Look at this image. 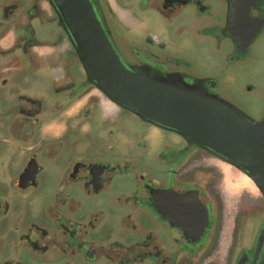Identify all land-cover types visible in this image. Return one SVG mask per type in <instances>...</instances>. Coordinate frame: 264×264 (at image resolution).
Masks as SVG:
<instances>
[{"label": "flooded vegetation", "instance_id": "flooded-vegetation-1", "mask_svg": "<svg viewBox=\"0 0 264 264\" xmlns=\"http://www.w3.org/2000/svg\"><path fill=\"white\" fill-rule=\"evenodd\" d=\"M90 1L125 66L233 106L219 90L224 68L264 50V0ZM145 18L172 34L141 39ZM182 37L224 53L220 70L170 52ZM126 118L146 126L140 156L123 152ZM251 118L264 129V95ZM151 130L175 140L158 144L153 167L141 153ZM197 152L220 159L84 78L49 0H0V264H260L263 230L241 241L243 224L225 221L215 169Z\"/></svg>", "mask_w": 264, "mask_h": 264}, {"label": "water", "instance_id": "water-1", "mask_svg": "<svg viewBox=\"0 0 264 264\" xmlns=\"http://www.w3.org/2000/svg\"><path fill=\"white\" fill-rule=\"evenodd\" d=\"M49 1L86 80L111 102L240 170L264 200V129L258 121L175 76H152L140 67L125 66L90 0ZM261 239L262 234L257 246Z\"/></svg>", "mask_w": 264, "mask_h": 264}, {"label": "rangeland", "instance_id": "rangeland-1", "mask_svg": "<svg viewBox=\"0 0 264 264\" xmlns=\"http://www.w3.org/2000/svg\"><path fill=\"white\" fill-rule=\"evenodd\" d=\"M146 19L134 30L141 39L148 31L158 33L167 39L172 34L171 30L164 28L161 24L158 25L155 20H148V22ZM169 49H171L170 52L176 51L179 55H186L195 61L200 70L205 71L206 69L209 73L218 72L224 59V53L221 54L204 47L200 42L190 38L182 37L177 43L170 44ZM219 88L222 97L242 110L247 116H255L258 103L260 104L264 95V50L256 46L243 59L230 63L224 68ZM123 124V152H125V144L126 149L128 148V156H140V150L136 146L141 138L139 131L146 130V126L139 124L136 118H126ZM143 140L146 142L147 148L146 150L142 149V157L151 167H153L151 157L158 144L163 141L173 144L175 141L170 133L152 130L148 131V136H144ZM196 155L204 158V161L215 169L212 179L216 181L215 190H217L218 201L226 215L225 221L227 220L233 226L238 223L243 224L240 232L244 234V238L241 241L245 245L250 244L258 231L263 230L264 232V200L261 194L240 170L229 163L203 155L201 152H197Z\"/></svg>", "mask_w": 264, "mask_h": 264}]
</instances>
